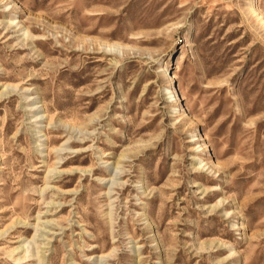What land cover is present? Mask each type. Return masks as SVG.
<instances>
[{"label": "rangeland", "instance_id": "obj_1", "mask_svg": "<svg viewBox=\"0 0 264 264\" xmlns=\"http://www.w3.org/2000/svg\"><path fill=\"white\" fill-rule=\"evenodd\" d=\"M0 264H264V0H0Z\"/></svg>", "mask_w": 264, "mask_h": 264}]
</instances>
